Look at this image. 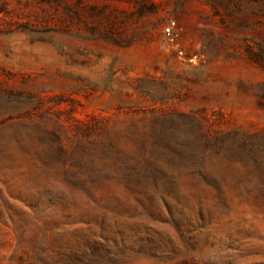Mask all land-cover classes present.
<instances>
[{"label": "rangeland", "instance_id": "rangeland-1", "mask_svg": "<svg viewBox=\"0 0 264 264\" xmlns=\"http://www.w3.org/2000/svg\"><path fill=\"white\" fill-rule=\"evenodd\" d=\"M0 264H264V0H0Z\"/></svg>", "mask_w": 264, "mask_h": 264}, {"label": "trees", "instance_id": "trees-1", "mask_svg": "<svg viewBox=\"0 0 264 264\" xmlns=\"http://www.w3.org/2000/svg\"><path fill=\"white\" fill-rule=\"evenodd\" d=\"M226 3L230 4L231 0H224ZM242 0H237V9L240 8V3ZM253 1V0H251ZM211 137H205V142L202 145H193V146H182L180 144H175L174 146H167L171 152L174 160H177L180 164H187L188 160L190 161L188 166H191L195 170V173L199 174L201 179L205 180L204 173V163L207 156L208 149L210 147ZM219 146L222 148L224 145ZM185 166V165H183ZM145 172L148 174L144 178H136L135 186L137 188H142L145 183H153L154 186L162 185L163 190L167 194L171 193L176 186V179L174 175L167 176L164 173L159 172L155 167L147 166ZM139 175H136L138 177Z\"/></svg>", "mask_w": 264, "mask_h": 264}, {"label": "built area", "instance_id": "built-area-1", "mask_svg": "<svg viewBox=\"0 0 264 264\" xmlns=\"http://www.w3.org/2000/svg\"><path fill=\"white\" fill-rule=\"evenodd\" d=\"M170 31H171V27H167V28H166V32H167V34H170Z\"/></svg>", "mask_w": 264, "mask_h": 264}]
</instances>
